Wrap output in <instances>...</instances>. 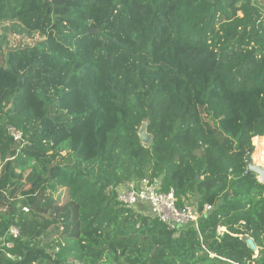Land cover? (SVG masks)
<instances>
[{"label":"trees","instance_id":"trees-1","mask_svg":"<svg viewBox=\"0 0 264 264\" xmlns=\"http://www.w3.org/2000/svg\"><path fill=\"white\" fill-rule=\"evenodd\" d=\"M0 24L42 36L0 35V234L20 232L0 264H264V185L247 168L264 0H0ZM144 178L211 210L170 232L116 200Z\"/></svg>","mask_w":264,"mask_h":264},{"label":"built area","instance_id":"built-area-1","mask_svg":"<svg viewBox=\"0 0 264 264\" xmlns=\"http://www.w3.org/2000/svg\"><path fill=\"white\" fill-rule=\"evenodd\" d=\"M8 134L20 147L27 143V139L19 130L8 127ZM252 140H255V145L258 147L259 142L264 140V136L254 137ZM258 151L262 159L260 165L264 167V146L258 147ZM115 192L116 200L121 205L137 210H140L141 206H145L149 216L158 219L168 231L175 232V234L187 226H193L196 229L200 217L211 210L210 206H205L202 212H199L193 204H183L178 207L173 191L162 193L159 190V180L156 179L131 180L116 187ZM4 211L5 208L0 206V214ZM22 211L28 213L26 207H23ZM19 238L20 232L16 226L10 225L6 228L0 234V256L4 255L6 258L17 260L11 257L6 250L12 249L14 242Z\"/></svg>","mask_w":264,"mask_h":264},{"label":"rangeland","instance_id":"rangeland-1","mask_svg":"<svg viewBox=\"0 0 264 264\" xmlns=\"http://www.w3.org/2000/svg\"><path fill=\"white\" fill-rule=\"evenodd\" d=\"M34 18L35 19H38V20H41L42 19V14H43V11H40V10H34ZM49 15V14H48ZM6 25L5 24H0V35L2 34H5L6 36V41L8 42V46H15L16 44H18L19 42H21L22 44H31L34 40L38 39V40H41L42 39V36L39 34V33H34L32 34L31 36H27V35H24L22 37H20L19 35L17 34H14L12 33L11 31L8 30V32L4 33V27ZM7 27V26H6ZM9 27V26H8ZM3 51V48L1 49L0 53ZM252 144L254 145V151L252 153V161L254 162L255 161V157H256V152L258 150V147L255 145V140H252L251 141ZM43 241H48L49 239L48 238H43L42 239ZM40 240V241H42ZM36 242H33L30 244V246H35Z\"/></svg>","mask_w":264,"mask_h":264},{"label":"water","instance_id":"water-1","mask_svg":"<svg viewBox=\"0 0 264 264\" xmlns=\"http://www.w3.org/2000/svg\"><path fill=\"white\" fill-rule=\"evenodd\" d=\"M146 126H147V123L142 122L137 131V135L139 137L140 143L143 146L149 145L152 139V137L147 133ZM247 168L250 172L254 173L257 176L259 182L264 185V167L260 164L253 162L252 158L249 157L248 162H247ZM246 244L251 250L253 251L256 250V247L254 246L252 240L247 239Z\"/></svg>","mask_w":264,"mask_h":264},{"label":"bare ground","instance_id":"bare-ground-1","mask_svg":"<svg viewBox=\"0 0 264 264\" xmlns=\"http://www.w3.org/2000/svg\"><path fill=\"white\" fill-rule=\"evenodd\" d=\"M259 144H260L259 147L262 148L264 146V140H262L261 142H259ZM254 162L257 163V164L262 163V159H261V156H260L258 150L256 152V157H255V161Z\"/></svg>","mask_w":264,"mask_h":264},{"label":"crops","instance_id":"crops-1","mask_svg":"<svg viewBox=\"0 0 264 264\" xmlns=\"http://www.w3.org/2000/svg\"><path fill=\"white\" fill-rule=\"evenodd\" d=\"M144 212H147V209L145 206H141Z\"/></svg>","mask_w":264,"mask_h":264},{"label":"clouds","instance_id":"clouds-1","mask_svg":"<svg viewBox=\"0 0 264 264\" xmlns=\"http://www.w3.org/2000/svg\"><path fill=\"white\" fill-rule=\"evenodd\" d=\"M253 145V144H252Z\"/></svg>","mask_w":264,"mask_h":264}]
</instances>
